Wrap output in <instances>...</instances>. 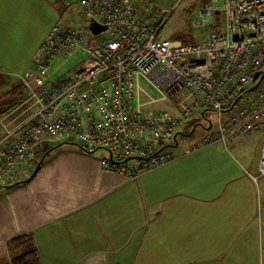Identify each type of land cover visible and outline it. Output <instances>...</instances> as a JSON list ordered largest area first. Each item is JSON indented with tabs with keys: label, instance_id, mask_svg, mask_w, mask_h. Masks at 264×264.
<instances>
[{
	"label": "built area",
	"instance_id": "1",
	"mask_svg": "<svg viewBox=\"0 0 264 264\" xmlns=\"http://www.w3.org/2000/svg\"><path fill=\"white\" fill-rule=\"evenodd\" d=\"M140 3L80 0L88 22L52 29L20 77L32 113L17 127L0 129V188L32 173L37 148L50 141L75 142L89 152L104 149L110 157L102 160L103 169L135 176L177 158L169 149L178 130L204 106L219 115L204 137L207 144L228 149L262 128L264 0H207L194 25L200 40L192 44L161 38L172 11L160 12L159 23L149 24L138 18ZM154 5L148 0L147 7ZM93 20L107 29L95 34ZM76 52L85 58L61 75L52 74L58 61ZM138 74L147 76L171 106L138 107ZM253 178H264V146Z\"/></svg>",
	"mask_w": 264,
	"mask_h": 264
},
{
	"label": "crops",
	"instance_id": "2",
	"mask_svg": "<svg viewBox=\"0 0 264 264\" xmlns=\"http://www.w3.org/2000/svg\"><path fill=\"white\" fill-rule=\"evenodd\" d=\"M4 1L1 11L7 9ZM33 1L25 0L27 19ZM88 20L85 14L82 25ZM7 35L9 40H0L10 61L0 57L5 90L20 83L47 37L30 47ZM64 60L52 74L62 71L58 64ZM27 102L0 119L2 132L32 113ZM195 133L179 129L169 150L177 154L182 140ZM205 134L191 147L184 145L171 163L135 176L103 169V154L80 147H65L48 159L68 142L55 149L42 143L37 149L46 157L40 170L30 185L14 191L10 216L17 215V223L0 240V257L8 255L11 240L32 235L42 264H258L256 253L264 255V178L256 182L253 176L259 175L263 140L256 144L249 135L227 149L205 143Z\"/></svg>",
	"mask_w": 264,
	"mask_h": 264
},
{
	"label": "rangeland",
	"instance_id": "3",
	"mask_svg": "<svg viewBox=\"0 0 264 264\" xmlns=\"http://www.w3.org/2000/svg\"><path fill=\"white\" fill-rule=\"evenodd\" d=\"M66 1V3H65ZM155 5L153 9L147 7L148 0H141L139 10H138V18L144 20L145 22L159 23L160 19L157 17V14L162 11H172L169 16L164 28L161 31L160 37L165 39H172L180 32H184L187 35L188 32H193V35L196 39L195 42H198L201 37V30L197 29L194 25L195 23L200 22L199 13L202 9V5L204 0H153ZM72 4V7L68 9L65 5ZM80 0H34L32 4V9L29 8V16L30 19L25 18L24 6L25 0H5L4 5L7 9L0 10V40L7 41L9 37L7 33H12L11 40L14 42L15 40L19 43L28 44L30 47L34 46L36 42L41 39H44L45 36L58 24L63 25H82L85 20V14L79 7ZM28 6L29 4L26 3ZM39 6V7H38ZM30 7V6H29ZM5 22V23H4ZM17 23L20 25V29L14 30L11 26H15ZM19 32V33H18ZM18 33V36H17ZM9 48L7 45L6 56H9ZM5 48L0 44V57L4 56ZM36 53V52H35ZM3 58H0L3 59ZM85 58V53L76 52L75 55L70 57L68 60H64L61 64H58V68L62 66V71L57 73V75H61L70 69H72L76 64L82 61ZM5 61L7 58H4ZM4 61V62H5ZM10 63V61H6ZM57 68V67H55ZM55 70V69H53ZM52 70V71H53ZM110 85H108L109 87ZM5 87L0 86V91L5 90ZM136 105L140 108H148L153 107L155 110L160 108H168L171 104L164 100L161 92L155 88L154 84L147 76L138 74L136 75ZM33 111V110H32ZM31 110L29 112H32ZM206 112L207 116L204 117L203 113ZM219 115L216 111L212 110L208 106H204L202 111L197 113L196 120H200V126L196 127V133L191 137H185L182 140V147L178 149V153H181L187 146L191 147L193 141L201 138L205 134V130L202 128L203 125H211V122L216 125L218 122ZM225 119H228L226 114L224 115ZM190 122V120L188 121ZM188 122L181 128L182 133L191 134L192 127H188ZM253 136L249 140H255L256 144L263 140L264 146V125L260 130L252 134ZM50 149H55L59 146L54 142H49ZM185 145V146H184ZM79 147L75 144H64L59 146V148L54 151L49 152L48 159L52 157L55 158V155H58L60 151L65 147ZM47 148H49L47 146ZM49 149V150H50ZM263 150V148H262ZM97 153L100 152L105 156V159L110 157V154L104 149L96 150ZM54 154V155H53ZM55 156V157H54ZM137 163V161H132ZM38 168V166H36ZM36 168V170H37ZM30 175H28L29 177ZM33 181V180H32ZM31 181V182H32ZM30 182V183H31ZM28 185H30L28 183ZM34 187V184H31ZM20 191V189H25V186H18L14 189H4L0 191V240L3 239V235L10 232V230H14L17 223V215H11V205L14 202V198H16V193L14 191ZM7 244V248L8 249ZM9 254V251H8ZM8 256V255H7ZM3 258V257H2ZM256 259L258 264H264V255L263 252L256 253ZM1 260V257H0Z\"/></svg>",
	"mask_w": 264,
	"mask_h": 264
},
{
	"label": "trees",
	"instance_id": "4",
	"mask_svg": "<svg viewBox=\"0 0 264 264\" xmlns=\"http://www.w3.org/2000/svg\"><path fill=\"white\" fill-rule=\"evenodd\" d=\"M206 2H207V0H204L203 5ZM172 40L176 41L179 44L196 43L195 42L196 39L193 35V32H188L187 35H185L184 32H180L176 36H174V38H172ZM26 98H27V92H26V89L24 88V86L21 85V83L13 84L8 90L0 91V119H2L3 117H5L9 113H11L17 107H19L20 104L26 100ZM196 116L197 115H195V117L190 119V122H188L189 120L186 121V122H188V127L189 126L192 127L191 132L195 131L196 127L201 125L199 123L200 120H198V119L196 120ZM203 116L206 117L207 113L204 112ZM210 126L203 125L202 128L205 130V133H206L205 135H207V131H208ZM68 143L75 144L84 150V146H82L80 144H77L75 142H68ZM46 144L50 145L49 142H47ZM56 144L60 145V143H56ZM61 144H64V143L62 142ZM44 154L40 153L37 149L36 159L32 163L33 164V169H32L33 172L32 173L26 172L25 178L23 180H21L20 182H18L15 185L0 188V191H2L4 189H11V188H14L15 186L25 184L23 182L27 181L29 179L32 180L35 177V175L38 173L37 172L35 174L36 168H37L36 166H38L42 162V160L45 157ZM44 160H43L42 164L44 163ZM28 175H30V176L28 177ZM8 251H9L8 256L1 258L0 264H42L40 253L35 246V240H34L32 235H22V236H19L15 239L11 240L9 242V245H8Z\"/></svg>",
	"mask_w": 264,
	"mask_h": 264
},
{
	"label": "water",
	"instance_id": "5",
	"mask_svg": "<svg viewBox=\"0 0 264 264\" xmlns=\"http://www.w3.org/2000/svg\"><path fill=\"white\" fill-rule=\"evenodd\" d=\"M90 28H91V30H92L95 34H100L101 32H103V31H105V30L107 29L106 26L100 25L99 23H97V22L94 21V20L91 22V24H90ZM260 76H261V73H257V75H256V79H258ZM258 86H259V83H258V84L252 89V91H255V90L258 88ZM45 157H46V156H45ZM45 157H44V159H45ZM44 159H43V160H44ZM43 160H42V162H43ZM127 161H129V159H128ZM42 162L38 165V168H37L35 174L40 170V167H41ZM30 180H31V179H29V180H27V181H24L23 183H27V182H29Z\"/></svg>",
	"mask_w": 264,
	"mask_h": 264
}]
</instances>
